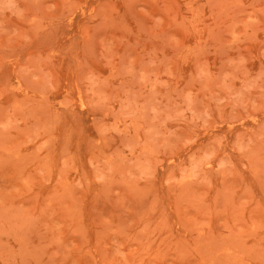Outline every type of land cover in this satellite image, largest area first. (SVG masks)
I'll list each match as a JSON object with an SVG mask.
<instances>
[{
	"label": "rangeland",
	"instance_id": "1",
	"mask_svg": "<svg viewBox=\"0 0 264 264\" xmlns=\"http://www.w3.org/2000/svg\"><path fill=\"white\" fill-rule=\"evenodd\" d=\"M0 264H264V0H0Z\"/></svg>",
	"mask_w": 264,
	"mask_h": 264
}]
</instances>
